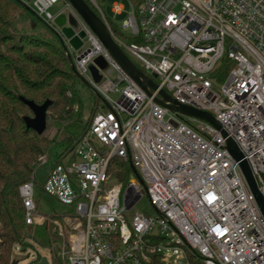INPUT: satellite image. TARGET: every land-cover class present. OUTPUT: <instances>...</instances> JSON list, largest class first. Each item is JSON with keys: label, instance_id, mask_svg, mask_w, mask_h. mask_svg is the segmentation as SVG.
I'll list each match as a JSON object with an SVG mask.
<instances>
[{"label": "built area", "instance_id": "1", "mask_svg": "<svg viewBox=\"0 0 264 264\" xmlns=\"http://www.w3.org/2000/svg\"><path fill=\"white\" fill-rule=\"evenodd\" d=\"M22 1L53 26L64 11L76 12L88 47L74 51L73 64L101 105H110L95 110L72 154L38 184L71 209L53 222L60 237L58 252L50 249L53 261L194 264L197 255L205 264H264V216L228 147L232 139L264 196V0H128L123 29L143 41L115 38L158 85L150 94L68 0ZM91 2L108 23L98 0ZM112 7L116 15L125 12L120 2ZM99 56L108 63L99 68L107 72L100 82L87 77ZM161 89L214 114L226 135L162 105ZM115 159L136 168L127 184L112 183ZM39 161L45 164L46 155ZM36 187L34 180L20 186L31 225L47 216L38 211ZM144 197L150 211L130 215Z\"/></svg>", "mask_w": 264, "mask_h": 264}, {"label": "trees", "instance_id": "2", "mask_svg": "<svg viewBox=\"0 0 264 264\" xmlns=\"http://www.w3.org/2000/svg\"><path fill=\"white\" fill-rule=\"evenodd\" d=\"M86 1L101 16L91 0ZM8 5L26 8L16 0H3V3H0L1 24H4L7 17L4 7ZM26 13L35 15L31 10ZM106 19L119 39L127 43L143 41L141 37L121 34L107 14ZM5 25L7 30H0V264H12L15 260L13 249L18 245L22 248L41 246L53 250L55 254L58 252L60 237L53 229V222L59 216H46L42 222L37 220L32 225L27 224L20 186L29 180L44 182L51 168L72 154L75 144L85 134L89 122H83L82 114L74 111V105L81 102L76 83L81 79L85 82L87 80L72 69L73 63L70 62L57 36L49 29L56 39V44L52 42L50 48L52 51L57 50L55 54L59 56L62 65L49 66L52 65L50 56L43 60L27 56L25 44L31 43V36L17 31L11 33L12 26ZM12 52L13 54H10ZM38 61H44L46 68L34 67L38 65ZM229 62L225 58L222 69ZM224 75L225 71L221 72L220 77ZM68 91H71L70 96ZM22 96L39 104L46 100L52 101L49 110L56 111L57 125L60 128L53 140L27 127L26 112L31 109L21 99ZM96 102L95 110L101 104L97 98ZM102 108L107 109L105 105H102ZM51 147L58 150L57 162L48 166L47 170L41 171L44 166L39 161L40 157L50 151ZM129 166V163L118 159L112 162V168H117L113 169L114 172L121 179H129L132 171ZM192 260L194 264H205L201 256H192Z\"/></svg>", "mask_w": 264, "mask_h": 264}, {"label": "rangeland", "instance_id": "3", "mask_svg": "<svg viewBox=\"0 0 264 264\" xmlns=\"http://www.w3.org/2000/svg\"><path fill=\"white\" fill-rule=\"evenodd\" d=\"M114 2H120L122 5L125 6V12L123 14H119L116 15L114 13V11H112V5ZM0 3H3V0H0ZM99 5L103 8V10L106 12L107 16L109 18H111L113 24L117 27V29L119 30V32L122 34L124 33L125 35H129V32L125 29H123V25L122 22L125 18L128 17V13L130 10L129 7V2L128 0H98ZM4 6V5H3ZM64 7L63 3L57 4L55 5L51 11L53 13H58L60 12ZM7 14V17L4 21V24L0 23V30L6 31L7 30V26L5 24L11 25L12 27L10 28V32L13 33L15 31L17 32H22L25 33L29 36H31V43H27L25 44V48H26V54L29 58L35 57L36 59H41L43 60L45 57L50 56V64L49 66H61L62 64L59 61V56L57 54H55V52L57 50L54 49V51H52V49L50 48V44L55 43L56 44V39L53 37V35L50 32V28L49 26H47L45 24L48 23L47 20H45L44 18H42L43 20H40L39 18L36 17V15H31L26 13L27 11L29 12V9L24 8V7H14L13 5H8L7 7H4ZM27 10V11H26ZM76 12H67L64 11L63 14H66L67 17V23H68V27L70 28H74L75 32H78L79 30H81V21H80V17L77 16L75 14ZM51 26H53V24L48 23ZM73 24L75 25V27L73 26ZM108 26L110 27V24L108 23ZM50 29V30H49ZM58 29V28H57ZM111 29V27H110ZM52 31V30H51ZM111 31L113 32V30L111 29ZM114 36L117 37L115 35V33L113 32ZM118 38V37H117ZM10 44V43H9ZM48 46H47V45ZM84 46V48L88 47V42L87 40H83L82 43ZM69 47V50L71 52V54L73 55L74 49L73 46L71 44H67ZM7 49V48H6ZM5 49L6 53L8 52ZM9 50V49H8ZM10 54H13L10 53ZM130 58L133 60V62L139 66L140 68H142L144 71V67L142 65V62L135 58L134 56L130 55ZM34 67H44V61H38V65H35ZM88 72H87V77L92 79V80H96L98 82L102 81L104 79V77H106V73L107 72H103L101 71L96 64L91 63L88 67ZM63 80V79H62ZM88 80V79H87ZM157 80V78H156ZM63 81L66 82V80L64 79ZM76 89H77V93L81 99L80 104H75L74 105V111L77 112L79 111L82 114L83 117V122H89V119L91 118V116L93 115V113L95 112V107H96V94L94 92V90L84 81L81 79L80 82L76 83ZM71 91H68V95L70 96ZM114 98H117V96H113ZM99 104V103H98ZM100 106H102L100 104ZM101 109V107H100ZM26 114L28 116H33L34 114L31 111H27ZM57 114L56 111H52L49 110L48 112V127L47 130L45 131V133L43 135H45L47 138H49L50 140H53L56 136V133H58L60 130V128L57 125V118H56ZM59 140V139H58ZM58 150H55V148L51 147L50 151H48L46 154V158H47V162L45 164H43V168L40 169L42 170H47L48 166H50L51 164H55L57 162L56 160V152ZM51 153V154H50ZM119 167V166H116ZM130 167V166H129ZM113 169H117V168H113ZM112 169V183H116V182H123L124 184H127L128 182V177L125 178H119L118 174L116 172H114V170ZM120 169V168H119ZM128 172V171H127ZM44 182H39L37 183V187L35 190V198H36V202L38 205V211L41 214L47 215V216H60V215H64L67 213H70V207L62 204L61 202H59L58 200H56L53 197H50L49 195H47L46 193H43L42 190L38 187L41 186ZM138 210H147L150 211V201L147 197H144L142 200H140L137 205L135 206V208L129 212L130 215H132V213L138 211ZM44 256L47 257L49 259V264H56V262L53 261V256L51 253V250L48 248H44L41 246H30L27 248H22L21 246H15L13 249V257L16 260H19L18 264H32L33 260L37 257V256Z\"/></svg>", "mask_w": 264, "mask_h": 264}, {"label": "water", "instance_id": "4", "mask_svg": "<svg viewBox=\"0 0 264 264\" xmlns=\"http://www.w3.org/2000/svg\"><path fill=\"white\" fill-rule=\"evenodd\" d=\"M16 1L23 4L27 9L31 10L36 15L37 18L43 20L30 6L25 4L22 0H16ZM68 1L73 5L75 10L85 21V23L98 36L101 43L110 52L113 58L143 89H145L149 94L152 92V90L158 89V85L156 84V82L147 73H145L139 66H137L130 58V56L119 45L113 32L108 26V23L106 22V20L103 18L102 15L100 16L86 0H68ZM65 20H67L66 14L59 15L55 20L57 26L61 30L57 29L54 26H51L46 22L45 24L49 26L52 32L57 36L62 47L66 51L70 62L73 63V56L67 44H71L74 49H78V47L83 42V39L86 37V32L84 30H79L78 32H75L74 28H70L66 25L67 22L65 23ZM73 26L75 27L74 24ZM94 64H96V66H98V68L100 69H106L108 66V63L103 56L97 57L95 59ZM72 69L76 71L74 64H72ZM86 83L89 85L88 82ZM94 92L96 94L98 101L101 100L102 99L101 95L95 90ZM160 95L161 98H157V101L160 102L162 105L168 107L173 111H179L185 115L201 118L214 125L217 129L221 130L224 135H226L225 130L222 129V124L216 119L214 114H212L211 112L201 110L190 105L179 103L165 89L160 90ZM21 99L29 106V108L34 114L32 117L31 116L25 117L27 127L33 129L39 135H43L48 127V122H47L48 112L50 106L52 105V101L46 100L44 103L39 104L34 100L25 98L24 96H22ZM105 104L108 108H110V105L107 102ZM228 147L233 157L237 161H240L241 169L246 177V180L249 184L252 193L255 196L261 214L264 216V196L257 185V182L255 180V177L252 173V170L247 160L244 159L243 153L238 149L236 143L232 139H228ZM130 167L134 172H136V168L132 163L130 164ZM18 263L19 260L17 259L12 262V264H18ZM32 264H48V258L43 257L40 262H35Z\"/></svg>", "mask_w": 264, "mask_h": 264}, {"label": "crops", "instance_id": "5", "mask_svg": "<svg viewBox=\"0 0 264 264\" xmlns=\"http://www.w3.org/2000/svg\"><path fill=\"white\" fill-rule=\"evenodd\" d=\"M112 9V11H113V7L111 8ZM66 25H68V23H66ZM54 27H56V28H58L59 29V27L57 26V24L56 25H54ZM59 30H61V29H59ZM83 43V42H82ZM81 43V45L78 47V49H80V48H82V44ZM75 51V50H74ZM100 108V107H99Z\"/></svg>", "mask_w": 264, "mask_h": 264}]
</instances>
